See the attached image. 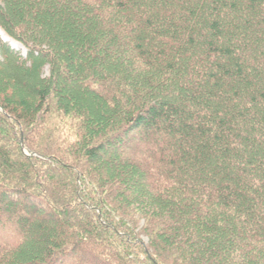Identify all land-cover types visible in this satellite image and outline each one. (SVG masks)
I'll use <instances>...</instances> for the list:
<instances>
[{
  "label": "trees",
  "instance_id": "trees-1",
  "mask_svg": "<svg viewBox=\"0 0 264 264\" xmlns=\"http://www.w3.org/2000/svg\"><path fill=\"white\" fill-rule=\"evenodd\" d=\"M0 32V264H264V0H0Z\"/></svg>",
  "mask_w": 264,
  "mask_h": 264
},
{
  "label": "rangeland",
  "instance_id": "rangeland-1",
  "mask_svg": "<svg viewBox=\"0 0 264 264\" xmlns=\"http://www.w3.org/2000/svg\"><path fill=\"white\" fill-rule=\"evenodd\" d=\"M0 39L3 41H6L8 44H10L16 51L21 53L23 56H25L28 53L27 48L21 43L11 40L7 35L0 32ZM0 61H2V56L0 53ZM46 74H48V71H46Z\"/></svg>",
  "mask_w": 264,
  "mask_h": 264
}]
</instances>
